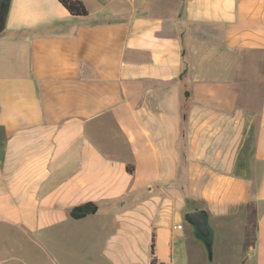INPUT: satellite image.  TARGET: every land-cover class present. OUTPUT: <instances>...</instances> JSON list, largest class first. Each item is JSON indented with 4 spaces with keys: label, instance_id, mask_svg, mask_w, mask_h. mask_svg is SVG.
I'll return each mask as SVG.
<instances>
[{
    "label": "crops",
    "instance_id": "1",
    "mask_svg": "<svg viewBox=\"0 0 264 264\" xmlns=\"http://www.w3.org/2000/svg\"><path fill=\"white\" fill-rule=\"evenodd\" d=\"M82 1L0 33V264H264V0Z\"/></svg>",
    "mask_w": 264,
    "mask_h": 264
},
{
    "label": "trees",
    "instance_id": "2",
    "mask_svg": "<svg viewBox=\"0 0 264 264\" xmlns=\"http://www.w3.org/2000/svg\"><path fill=\"white\" fill-rule=\"evenodd\" d=\"M58 1L68 10V12L72 16L85 17L88 16L89 14L87 7L82 0H58ZM9 5L5 7L2 17L0 18V33H2L5 29V23H6ZM127 169L130 173L134 172L133 165H128ZM97 210H98V206L95 203H91V202L85 203L80 206L74 207L70 211V217L72 219L78 220L88 215L95 214ZM151 254H152L151 264H158V260L156 258L155 233H153L152 235Z\"/></svg>",
    "mask_w": 264,
    "mask_h": 264
},
{
    "label": "water",
    "instance_id": "3",
    "mask_svg": "<svg viewBox=\"0 0 264 264\" xmlns=\"http://www.w3.org/2000/svg\"><path fill=\"white\" fill-rule=\"evenodd\" d=\"M10 2L11 0H0V18L2 17L5 7L9 5ZM185 219L193 227L195 237L204 243L209 260L212 261L214 257V230L210 226L208 212L206 210L188 212L185 215Z\"/></svg>",
    "mask_w": 264,
    "mask_h": 264
},
{
    "label": "rangeland",
    "instance_id": "4",
    "mask_svg": "<svg viewBox=\"0 0 264 264\" xmlns=\"http://www.w3.org/2000/svg\"><path fill=\"white\" fill-rule=\"evenodd\" d=\"M21 231L9 227L0 226V258H21ZM31 251H26L29 258Z\"/></svg>",
    "mask_w": 264,
    "mask_h": 264
}]
</instances>
